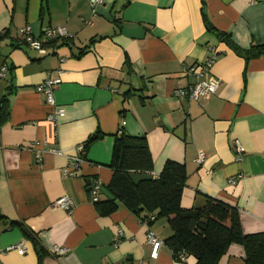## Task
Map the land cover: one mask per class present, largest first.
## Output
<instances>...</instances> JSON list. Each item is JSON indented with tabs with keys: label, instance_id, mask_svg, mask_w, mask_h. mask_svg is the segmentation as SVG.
Returning a JSON list of instances; mask_svg holds the SVG:
<instances>
[{
	"label": "crops",
	"instance_id": "0c3cea01",
	"mask_svg": "<svg viewBox=\"0 0 264 264\" xmlns=\"http://www.w3.org/2000/svg\"><path fill=\"white\" fill-rule=\"evenodd\" d=\"M25 26L35 37L62 27L70 38L42 55L16 46ZM254 46L264 47V0H101L93 8L90 0H0V105L12 89L0 124V248L23 243L25 251L0 255V264H195L190 256L173 260L164 219L147 226L119 203L101 216L92 203V177L101 183L100 200L109 197L107 165L120 131L145 139L152 175L167 161L184 166L183 209L218 199L236 209L243 234L264 233V54L243 55ZM211 49L217 57L203 79L217 86L215 94L174 97L194 82L185 71ZM48 74L59 80L53 98L64 116L56 123L35 91ZM96 135L77 175L64 176L76 149ZM37 151H47L40 161ZM64 195L73 202L69 213L53 206ZM117 228L123 237L114 245ZM148 230L161 241L156 259ZM38 247L46 254L40 261ZM52 247L68 252L56 257ZM244 256L232 244L218 264H245Z\"/></svg>",
	"mask_w": 264,
	"mask_h": 264
},
{
	"label": "trees",
	"instance_id": "16d2710c",
	"mask_svg": "<svg viewBox=\"0 0 264 264\" xmlns=\"http://www.w3.org/2000/svg\"><path fill=\"white\" fill-rule=\"evenodd\" d=\"M202 18L206 30L212 33L214 29L203 12ZM219 36L227 42L226 34ZM61 41L65 39L52 41L51 44L56 46ZM261 54H264V47L261 46H254L243 53L245 61ZM11 92L8 85L1 100L0 124L8 117L6 97ZM96 136L84 143L83 160L89 145L99 137ZM107 167L112 172L105 188L109 197L100 200L102 186L95 200L90 196L99 214L109 216L119 203L136 213L147 226L164 219L171 231L164 244L175 262L182 263L181 256L184 259L190 256L195 264H218L228 247L237 244L244 250L245 264H264V233L243 234L236 209L218 199L206 198L200 207L183 209L180 199L186 180L184 166L167 161L158 175H152V159L143 137H133L120 131L114 138L112 157ZM135 175L141 178L135 179ZM94 180L97 179L92 177L86 181L89 195ZM11 225L20 224L12 222ZM21 230L28 238L32 237L25 229ZM37 253L40 261L45 252L38 247Z\"/></svg>",
	"mask_w": 264,
	"mask_h": 264
},
{
	"label": "built area",
	"instance_id": "2783aa9c",
	"mask_svg": "<svg viewBox=\"0 0 264 264\" xmlns=\"http://www.w3.org/2000/svg\"><path fill=\"white\" fill-rule=\"evenodd\" d=\"M101 0H90L91 7H95L96 5H100ZM70 35L66 32V30L62 27H54L50 29H45L42 31L40 37H35L32 34L31 28L29 26L23 27L19 31V38L16 41V45L20 47H29L36 50L38 53L44 55L47 53L45 46L51 44L52 41L58 39H68ZM217 57V53L215 50H210L209 58L202 64L198 66H191L188 70H186V74H188L194 82L186 89H178L174 91V97L187 99L191 101H198L200 99L208 98L215 94L217 86L203 79L204 73L211 68ZM6 69L4 67L0 68V78L5 76ZM59 84V80L54 78L51 74L46 75L43 81L36 86L35 91L44 97L45 104L52 108V111L47 115L46 119L49 122L56 123L59 118L64 116V111L58 108L54 103L53 92ZM78 156L74 157L71 160V164L69 168L64 169L63 175L67 177L76 176L78 170L84 163L82 158L83 146H79L77 149ZM47 151H37L35 154V159L40 161L42 156ZM53 155H61V153L56 149H51L48 151ZM234 152L236 155H241L244 151L243 148L237 143H234ZM204 161L203 154H199L196 159V164L201 165ZM156 176V175H154ZM101 188V183L98 180H94L90 187V196L93 200L96 199ZM55 208H59L63 211L70 212L73 208L72 199L68 196L64 195L57 199L55 203H53ZM152 219V218H151ZM145 224V223H144ZM123 237V230L121 228H117L114 235V245H117L120 241V238ZM146 241L152 247L150 257L156 259L157 250L161 245V241L157 239V237L153 234V232L149 231L146 234ZM16 252L19 255L24 254V245L23 243H18L16 245H11L6 248H0V255H3L7 252ZM53 256H62L68 252L66 248L60 247H52L50 250ZM180 260L183 261L184 257L181 256Z\"/></svg>",
	"mask_w": 264,
	"mask_h": 264
}]
</instances>
